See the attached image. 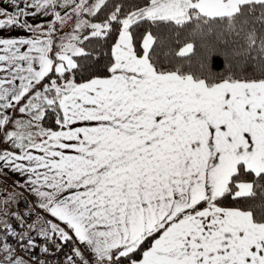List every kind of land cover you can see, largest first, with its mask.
I'll list each match as a JSON object with an SVG mask.
<instances>
[{
  "label": "snow or ice",
  "instance_id": "1",
  "mask_svg": "<svg viewBox=\"0 0 264 264\" xmlns=\"http://www.w3.org/2000/svg\"><path fill=\"white\" fill-rule=\"evenodd\" d=\"M0 73V168L53 218L0 221V264L33 230L59 264H264V0H8Z\"/></svg>",
  "mask_w": 264,
  "mask_h": 264
},
{
  "label": "built area",
  "instance_id": "2",
  "mask_svg": "<svg viewBox=\"0 0 264 264\" xmlns=\"http://www.w3.org/2000/svg\"><path fill=\"white\" fill-rule=\"evenodd\" d=\"M18 207L21 209V212L19 215L16 214H8L3 215V218L0 219V221H3V219L6 220L7 223L11 224L15 231L20 232L23 229L27 228V225L33 222H37V217H42L45 219H53L50 214L44 212V210L40 209L39 206L32 200L29 199V197L26 194H22L18 197ZM21 218L22 221L21 222ZM63 226V225H62ZM33 239L35 240L37 247L33 249H25L20 244L17 243L19 240V237H9L7 239V242L16 249L17 255L23 257L24 259H27L30 262L37 263L38 261L44 262V264H59L60 261L64 259V254L69 251V249L72 247V245L66 244L63 248L62 252H58L55 249V246H51L49 248L48 253H44L41 251V247L46 246L44 244L43 238L38 237L36 235V231L33 230L29 233ZM59 242V241H58Z\"/></svg>",
  "mask_w": 264,
  "mask_h": 264
},
{
  "label": "crops",
  "instance_id": "3",
  "mask_svg": "<svg viewBox=\"0 0 264 264\" xmlns=\"http://www.w3.org/2000/svg\"><path fill=\"white\" fill-rule=\"evenodd\" d=\"M8 0H0V7H6ZM48 17H43L38 14L34 19H30V22L34 24H46ZM67 30V29H65ZM12 36L27 35L21 29H12ZM3 75V73H0ZM18 83V81H17ZM9 115H14L19 118L22 114L18 112L9 111ZM46 128V127H45ZM22 194H26L30 200L34 201L38 205V198L33 192L30 191V186L26 183V176L13 171L11 168H0V216L8 214L19 215L21 209L18 207V197ZM3 221H6L3 219ZM55 222V221H54ZM37 229L40 227V222H36ZM21 257V256H20ZM23 258V257H21ZM23 260L26 264H35L29 261Z\"/></svg>",
  "mask_w": 264,
  "mask_h": 264
},
{
  "label": "trees",
  "instance_id": "4",
  "mask_svg": "<svg viewBox=\"0 0 264 264\" xmlns=\"http://www.w3.org/2000/svg\"><path fill=\"white\" fill-rule=\"evenodd\" d=\"M145 27H147V26H145ZM110 43L111 42H109V44ZM100 51L102 54L96 58L97 62L92 65L91 72L93 74L103 76V75H106L105 66L108 63V51H109V49L106 46L103 49H101ZM199 55H200V53L197 52V54L195 56H193V59L190 62L193 66L196 65V62L199 58ZM215 64L217 65V67H216L217 71L219 70L220 67L225 66V57H224L223 52H221L220 54L217 55V57L215 59ZM85 75L87 76V74H85ZM56 119H57V113L52 111V110H49L45 119L42 122V126L46 127V128L58 129V126L56 125ZM239 204H240V202H234V201H232V199L230 197L223 201V206L231 207V206H239ZM155 238L156 237L154 236L153 238L147 240L144 243L143 247L141 248L140 252L137 253V255H140L143 250L147 249L151 245L152 239H155ZM32 263H35V262H32ZM35 264H37V263H35Z\"/></svg>",
  "mask_w": 264,
  "mask_h": 264
},
{
  "label": "rangeland",
  "instance_id": "5",
  "mask_svg": "<svg viewBox=\"0 0 264 264\" xmlns=\"http://www.w3.org/2000/svg\"><path fill=\"white\" fill-rule=\"evenodd\" d=\"M65 31H67V30H65ZM24 118L26 119L27 117H26V116H24ZM1 218H3V216H0V219H1ZM25 260H26V261H28L27 259H25Z\"/></svg>",
  "mask_w": 264,
  "mask_h": 264
}]
</instances>
